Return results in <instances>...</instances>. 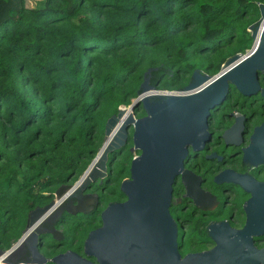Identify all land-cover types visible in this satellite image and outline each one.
Returning a JSON list of instances; mask_svg holds the SVG:
<instances>
[{
    "label": "trees",
    "instance_id": "1",
    "mask_svg": "<svg viewBox=\"0 0 264 264\" xmlns=\"http://www.w3.org/2000/svg\"><path fill=\"white\" fill-rule=\"evenodd\" d=\"M0 0V248L26 212L72 183L102 141L103 121L139 90L180 89L193 69L215 73L251 45L248 25L264 0ZM264 21V20H263ZM136 106L135 109H138ZM112 165L109 193L132 152ZM99 218L63 230L80 245ZM77 231L74 233V231ZM72 236V237H71ZM52 251L49 252L51 254Z\"/></svg>",
    "mask_w": 264,
    "mask_h": 264
},
{
    "label": "water",
    "instance_id": "2",
    "mask_svg": "<svg viewBox=\"0 0 264 264\" xmlns=\"http://www.w3.org/2000/svg\"><path fill=\"white\" fill-rule=\"evenodd\" d=\"M257 6L258 17L248 25L250 47L227 56L215 73L193 69L182 88L162 89L154 87L156 77H161L156 75L158 70L145 71L136 95L127 104L117 105L103 121L102 141L86 167L71 184L57 185L46 203L26 212L20 235L6 249L0 248V264H46L47 260L52 264H264V246L255 248L249 240L250 233L264 227V181L251 180L248 172L219 171L213 177L221 185L239 183L252 196L244 202V227L230 229L224 222L208 225L216 243L203 251L179 254L167 208L176 174L203 210L215 206L211 196L196 189L202 178L183 169L186 144L194 150L202 148L210 132L205 129L209 109L223 99L228 83L242 93L259 88L257 70L264 73V21L260 24L264 3ZM260 89L264 96V88ZM136 106L143 115L134 116ZM129 128L130 148L138 153L129 160V176L119 183L126 198L101 208L100 223L82 241L84 255L68 249L45 255L40 247L45 248L47 234L61 240L52 223L63 209L74 213L94 207L95 195L82 190L96 178L98 186L104 185L107 156L124 146ZM242 161L264 162V123L253 130Z\"/></svg>",
    "mask_w": 264,
    "mask_h": 264
},
{
    "label": "flooded vegetation",
    "instance_id": "3",
    "mask_svg": "<svg viewBox=\"0 0 264 264\" xmlns=\"http://www.w3.org/2000/svg\"><path fill=\"white\" fill-rule=\"evenodd\" d=\"M256 80L259 88L249 93H242L232 83H228L223 99L209 109L205 129L206 132H210L208 138L204 139L202 148L194 150L190 143L186 144L183 169L194 177L202 178V183H196V189L211 196L215 206L203 210L185 192L181 175L176 174L173 177L167 208L175 228L176 249L181 256L186 253L209 249L216 243V240L208 234L207 226L210 224L224 222L228 223L230 229L244 227V202L252 196L251 190L240 186L239 183L221 185L213 181V177L219 171H229L233 174L248 172L251 180L255 182L264 181V162L248 163L242 161V152L248 146L253 130L264 123V96L260 94V88H264V73L259 69L256 73ZM143 113L139 107L135 109L134 116H141ZM130 133L131 128L128 129L127 142L124 146L108 154L105 162L106 180L104 185L98 186L100 180L96 178L91 183L86 184L82 190L83 194L95 195L94 207L87 212L76 211L74 213L63 209L54 219L52 228L60 232L61 240L57 242L54 234H47L45 248L40 247L45 255L51 256L66 249L84 255L82 241L85 236L80 245L72 236L67 242H64L62 239L63 227L70 223L80 226L90 218H99V211L108 202L121 201L126 198L125 193L119 189V183L122 178L129 176V171L118 181V189L121 191L120 197L110 198L103 204L101 195L105 193L104 191L109 193L108 186L113 183L112 178L108 176L109 166L120 157V153L128 143ZM130 147L131 143L127 149L132 152V157L138 153V150ZM76 232L75 230L74 233ZM249 240L253 247H263L264 227L257 233H250ZM50 251H52L51 254H49ZM89 258L93 259L92 256ZM47 262L50 261L47 260Z\"/></svg>",
    "mask_w": 264,
    "mask_h": 264
},
{
    "label": "rangeland",
    "instance_id": "4",
    "mask_svg": "<svg viewBox=\"0 0 264 264\" xmlns=\"http://www.w3.org/2000/svg\"><path fill=\"white\" fill-rule=\"evenodd\" d=\"M27 3H28L29 5L32 6V5L35 4V0H28ZM249 47H250V46H249ZM249 47H248V48H249ZM248 48H246L245 50H247ZM245 50H244V51H245ZM244 51H243V52H244ZM134 153H135V152H134ZM70 226H71V227H75V225L72 224V223H70ZM70 226H69V224H66V226L63 227V230H65V229L68 230V233L70 234V233L72 232ZM46 263H47V264H52L51 262H46Z\"/></svg>",
    "mask_w": 264,
    "mask_h": 264
},
{
    "label": "bare ground",
    "instance_id": "5",
    "mask_svg": "<svg viewBox=\"0 0 264 264\" xmlns=\"http://www.w3.org/2000/svg\"><path fill=\"white\" fill-rule=\"evenodd\" d=\"M263 20H264V18L260 21V24H261V22H262ZM243 54H245V53H243ZM243 54H242V55H243Z\"/></svg>",
    "mask_w": 264,
    "mask_h": 264
}]
</instances>
